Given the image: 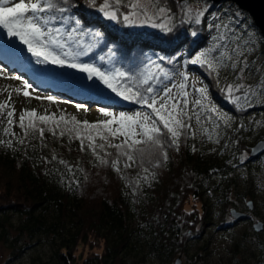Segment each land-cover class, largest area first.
Returning a JSON list of instances; mask_svg holds the SVG:
<instances>
[{
  "label": "snow or ice",
  "instance_id": "6c2138e0",
  "mask_svg": "<svg viewBox=\"0 0 264 264\" xmlns=\"http://www.w3.org/2000/svg\"><path fill=\"white\" fill-rule=\"evenodd\" d=\"M85 2L114 25L149 27L164 36L173 35L181 26L188 25L189 35L197 38L201 33L199 26L206 24L210 30L209 42L184 60H180V52L172 57L143 53L139 61L126 64L115 59V45H109L107 53L100 55L97 63L94 54L103 45L105 33L102 29L84 26L73 11L78 7L74 0H0V39L5 34L8 38L0 48L12 49L21 60L26 49L37 65H55L86 74L87 79L93 81L89 87L94 88L98 81L114 94L109 99L119 98L138 106L132 111L100 108L105 119L93 123L69 117L62 110L57 116L47 109L44 114L35 109H22L17 121L11 104L13 91L26 99L47 101L50 105L68 102L51 94H38L28 80L9 76L0 68V78L20 82L15 89L6 88L8 99L0 101L3 132L15 137L11 129L14 124L18 126L23 133L17 140L19 144L24 145L30 134L39 133L43 139L45 131L53 136L57 132L60 137L68 135L70 140H79L81 151L91 152L95 166L111 167L121 175L122 170L138 167L137 178L129 181L138 189L141 183L150 184L155 179L154 170L167 162L168 149L178 151L182 141L186 143L197 135L208 142L219 143L236 121L232 113L213 100L203 77L189 66L198 68L216 82L221 98L234 112L242 114L264 106V72L256 66L255 59L248 60L257 52L264 36L258 37L250 31L239 12L232 14L225 9L211 13V20L205 21L209 9L207 0L195 8L189 6L187 0H176V12L172 11L168 0ZM16 41L23 48L18 47ZM246 72L259 76L256 84L244 83ZM229 74L233 77L231 82L227 79ZM60 75L70 76L71 73ZM75 107L87 110L83 104ZM250 123L264 126V121L255 120V114ZM239 128H243L242 123L234 130ZM0 143L11 147L12 140ZM52 159H56L55 155ZM59 163L73 172L65 161ZM123 178L127 180V176ZM72 183L78 185L79 181Z\"/></svg>",
  "mask_w": 264,
  "mask_h": 264
},
{
  "label": "trees",
  "instance_id": "16d2710c",
  "mask_svg": "<svg viewBox=\"0 0 264 264\" xmlns=\"http://www.w3.org/2000/svg\"><path fill=\"white\" fill-rule=\"evenodd\" d=\"M100 2L102 0H97L98 4ZM74 3L78 7L73 11L84 26L99 28L105 33L103 45L94 54L97 63L98 57L107 53L109 45H115V59L125 64L139 61L143 53L172 57L180 52V60H184L206 45L209 31L206 24L199 26L201 33L197 38L189 35L188 25L181 26L173 35L164 36L157 29L114 25L103 19L98 11L90 9L85 0H74ZM187 3L189 5L190 0ZM207 3L208 12L227 4L225 1L217 5ZM168 4L173 12L177 11L176 0H168ZM205 21H208L207 14ZM0 56L5 57L1 50ZM189 68L203 77L213 100L236 117L232 128L226 130L219 149L208 153L196 137L186 143L182 141L178 151L167 150V162L154 170L155 179L150 184L141 183L135 189L129 181L137 178L140 172L138 167L122 170L121 175L111 167L95 166L91 152L80 150L79 140H70L68 135L60 137L59 132L53 136L45 131L43 139L39 133L30 134L26 143L21 145L17 140L23 133L14 124L11 131L17 129L18 139L15 143L12 141L11 147L0 143V215L12 212L23 217L29 222L24 230L31 237L41 231L44 224L42 214L34 216V213L39 209L44 212L52 204L55 216L46 230L58 235V244L53 253L54 264H124L133 235L136 241L143 240L147 256L159 264H173L177 257L181 261L185 257L187 242L199 239L207 224L208 205L202 199L201 191L203 181L214 175L224 180L226 186L218 191L223 196L222 210L225 214L232 206L228 197L236 188V179L232 176L234 169L245 164L248 172V162L255 160L245 158L251 148L244 143L246 112H234L233 107L221 98L214 80L198 68ZM57 76L61 75L49 71L50 81H35L34 85L39 89H48L46 92L58 90L65 96H77L76 91L56 81ZM78 95L87 103H95L112 111L134 109L131 108L133 105L118 104L119 98L103 100L88 96V93ZM76 98L73 97L74 100ZM0 101L5 99L1 97ZM261 107L264 109V106ZM23 109H35L43 114L28 104ZM241 123L243 128L234 130ZM4 127L5 124L0 123V141L12 140L11 136L4 134ZM263 137V134L258 135L255 143ZM53 155L55 160L52 159ZM60 160L65 161L73 172L70 173L65 165L60 164ZM123 176H127V180ZM73 180H78V185L72 183ZM131 219L135 228L128 230ZM231 224L222 218L218 226L227 228ZM262 244V241H258V246ZM11 249L12 256L18 258L22 249L16 246L14 240ZM194 260L189 262L185 257L184 262L192 264Z\"/></svg>",
  "mask_w": 264,
  "mask_h": 264
},
{
  "label": "rangeland",
  "instance_id": "374dc122",
  "mask_svg": "<svg viewBox=\"0 0 264 264\" xmlns=\"http://www.w3.org/2000/svg\"><path fill=\"white\" fill-rule=\"evenodd\" d=\"M202 3V0H190L189 6L195 8L199 7ZM225 3L227 4H221L217 9H213L207 13L208 21L212 18L211 13L220 12L225 9L232 14L239 12L242 15L244 23L248 25L249 30L254 31L258 37L260 36L246 13L238 10L231 3ZM135 29L150 30L152 28L142 27ZM209 38L210 30L208 31L206 45L209 42ZM7 40L8 38L5 34L0 39V44H3ZM16 45L23 48V45H20L19 41H16ZM0 50L5 55V57L0 56V68H3L9 76L16 75L28 80L34 87H36L34 85L35 81H50L48 73L53 70L59 75L61 73H71L70 76H57L58 79L56 78V81H60L59 83L63 82L64 85L76 91L78 94L83 95L88 93V96L93 95V97L102 98L103 100L114 96L113 93H110V90L104 88L98 81L95 82L94 88L89 87L93 85V81H89L86 74L78 73L73 69L59 68L55 65H37L35 60L27 53L26 49H24L23 60L18 58L12 49L0 48ZM253 59L256 60V66H260L261 71L264 72L263 41L259 44L257 52H254L248 57L249 62ZM254 71L255 67L253 68ZM227 79L228 82H231L233 79L232 75L229 74ZM258 80V75L253 76L248 72L245 73L244 83L256 84ZM204 82L206 83L205 80ZM19 86V81L0 78V98L2 97L7 100L8 92L5 89H15ZM36 88L38 94H51L57 97L58 100L67 101L68 103L50 105L47 101L26 99L13 91L11 104L16 111L15 120L18 121L20 111L25 104L37 110L39 109L43 114L45 109H47L49 112L56 113L59 116L62 110L69 117L84 118L90 123L105 119L99 111L101 107H98V104L87 103L84 98L80 99L81 96L78 94H76L77 96H65L63 92H59L58 90L46 92L48 89ZM60 90L64 91L63 89ZM73 97L77 98L74 100ZM76 104H83L87 110H77L75 107ZM128 104L130 106L133 105L131 108L134 109L138 107L134 104ZM253 114H255L256 121H264L263 107H254L245 113L243 122L244 143L250 147L255 144L258 135H264V126H257L255 123H250V118L253 117ZM12 132L16 134L15 137L11 136L12 141L15 143V140L19 137V132L17 129H14ZM196 138L201 140L202 146L211 154L219 149L223 139L219 143H212L199 135ZM246 157L255 160L248 162L250 166L248 172H246L245 164L234 169L232 176L236 179V188L228 197V202L232 206L226 210L225 214L222 210L223 196L218 191L220 188L226 186L224 180L218 175H214L209 180H204L201 184L202 199L208 205L207 224L203 228L199 239L189 240L186 244L185 257L189 259V262L194 258L195 260L192 264H264V257L262 255L264 245V152L256 157H250L248 154ZM247 202L252 203L250 210L246 206ZM231 209L244 213L248 219L234 223L228 215V211ZM40 213L42 214L44 224L42 225L41 231L32 234L31 237L24 230L25 227L29 226V222L23 217L12 212L0 215V264H54L53 253H55L58 244V235L57 233L53 234L46 230L55 216L52 204L48 205L44 212L40 209L37 210L34 216ZM222 218L225 219L226 223L232 224L227 228L219 227L218 223ZM256 222H260L263 225L262 231L259 233L252 231V225ZM134 228L135 223L131 219L128 222V230H133ZM13 240L16 246L22 249L18 258H14L11 254ZM136 240V237L133 235V240L129 243L124 257V264H159L156 260L147 256L143 240ZM258 241H262L263 244L258 246ZM185 257L181 258V264H190L184 262Z\"/></svg>",
  "mask_w": 264,
  "mask_h": 264
},
{
  "label": "water",
  "instance_id": "95a60500",
  "mask_svg": "<svg viewBox=\"0 0 264 264\" xmlns=\"http://www.w3.org/2000/svg\"><path fill=\"white\" fill-rule=\"evenodd\" d=\"M213 4H216L221 1H225L228 3H231L236 6V8L244 13H246L254 27L257 29L260 36H264V0H207ZM264 42V41H263ZM118 104L123 106H130L125 101H117ZM264 152V137L256 142L249 151L250 157H256L259 156L261 153ZM246 206L248 210L252 208V203L247 202ZM229 217L234 222H242L245 220L246 215L244 213L237 212L236 210H229L228 212ZM262 223L256 222L252 225V231L255 233H259L262 231ZM262 255L264 257V245L262 248ZM173 264H181V261L179 258H176L173 262Z\"/></svg>",
  "mask_w": 264,
  "mask_h": 264
},
{
  "label": "bare ground",
  "instance_id": "6f19581e",
  "mask_svg": "<svg viewBox=\"0 0 264 264\" xmlns=\"http://www.w3.org/2000/svg\"><path fill=\"white\" fill-rule=\"evenodd\" d=\"M1 42V41H0Z\"/></svg>",
  "mask_w": 264,
  "mask_h": 264
},
{
  "label": "flooded vegetation",
  "instance_id": "af4514ba",
  "mask_svg": "<svg viewBox=\"0 0 264 264\" xmlns=\"http://www.w3.org/2000/svg\"><path fill=\"white\" fill-rule=\"evenodd\" d=\"M248 219V218H247Z\"/></svg>",
  "mask_w": 264,
  "mask_h": 264
}]
</instances>
